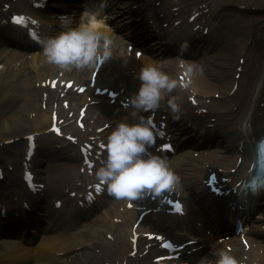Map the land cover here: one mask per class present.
I'll use <instances>...</instances> for the list:
<instances>
[{
	"label": "bare ground",
	"instance_id": "1",
	"mask_svg": "<svg viewBox=\"0 0 264 264\" xmlns=\"http://www.w3.org/2000/svg\"><path fill=\"white\" fill-rule=\"evenodd\" d=\"M255 1L264 3V0ZM11 2L12 0H6L5 4H11ZM190 2L196 3L197 0H186L185 5L191 4ZM164 5L170 6V9L178 6L175 0H164ZM221 6L225 8V4H223L219 0H201L200 2L194 4L187 12H190V14H192V12L201 13L205 9L209 8L211 15L217 20L214 27L216 29L220 26L228 27V24L235 19V15L231 12L224 15H216V12ZM5 7L6 6L3 4L0 8V44L2 43L1 38L12 44L11 39L6 38V35L12 32V30L3 22L7 13ZM109 12L113 16H115V23L120 29H132L133 34H137L140 32V29L137 27L138 25L132 24V22L130 21L133 11L132 8L126 4V2L121 0L118 5L111 4ZM241 23L246 31V34L244 35L245 40L235 41L233 49L235 50L239 47H243L242 42L244 45H246L247 41H250V44L247 45V48L249 50H242V48H240L238 52L241 53L240 57L245 58L244 64L241 65L240 62H234L232 59L233 53L232 51H229L227 47H225L220 51V53H218L219 49L221 48L220 41L223 40L225 44L229 42L227 37L224 40L222 37L218 36L217 38L208 39L212 41L213 51L210 57L204 59V66L209 77L213 79L222 78L223 80H225L224 85L222 84L223 86L221 88V90L223 89V92L224 89H228V92L230 93L233 86L238 83L239 88L236 92L238 95V99L236 103H242V105L246 104V108L250 111L253 109V106L255 104L254 114L260 115L262 114V112L264 114V109L261 108V104L264 103V48L263 51L262 48H260V51H254L251 48H258V43L263 42L264 44V29L251 30L250 25L243 22ZM237 32V30H232V36L236 35ZM16 34L19 35V33ZM128 35H130V33ZM13 46L16 49L10 51H5V49L0 48L1 145L4 146V143L7 140H16V138H18V136H21L22 134H32L38 139L50 137V132L48 131V129L52 126V118L54 116H58V118H65L66 125L64 126V128L68 132H76L78 134L79 130L77 129L73 119L69 118L68 114L70 112H73L75 117H78L79 110L84 105H88L87 112L90 113L91 109L93 111L94 108L91 107L89 100L84 96H77V98H73V101H75L73 102L72 97L75 96V94L72 93V91H69L66 94L65 98L61 100L57 91L53 92L46 88H43L42 83L46 82L48 79H54L58 77L59 82L69 78L75 79V85H78L82 82H85L86 80H90L93 68L85 69L83 71H61L54 66L47 64L44 61L42 53H32L31 56H28L24 51L18 49L17 46ZM113 55L116 57L114 60V65L111 70L105 71L104 76H108L110 79V77L114 74L116 77L120 75L118 80V86H120L122 84V81H124V79L126 78V76H124L125 71H127L130 66H136L138 63L134 60L133 57H130L128 50L126 52H124L123 50L115 51ZM161 69L170 76L169 71H166L165 67L162 66ZM172 69H174V66H172ZM236 75L241 76L239 79H237ZM109 79L106 81V83L110 82ZM192 79L193 83L190 85L189 89L179 90L178 85V87L172 93H168L167 100L172 96H175L178 98L177 103L182 106L185 104L187 96H194L205 106L219 111L217 107L213 105H207V100L204 98L205 94H207V92L205 93L204 89H213L217 86L210 85L209 83H207V79L205 77H202L197 73H193ZM137 82V75L129 77L127 87L130 92H134V90L136 91ZM60 84L61 83H59L58 85L59 89H61ZM111 84L112 83L110 82L109 85L106 84L103 87H110ZM255 84H260V87L258 89V92L253 93V87ZM39 93L42 94L41 97L37 96ZM43 93H47L48 96L44 97ZM66 100L70 101V103L66 107H64V102ZM225 100H227L228 102V96L225 97ZM44 103L46 104L45 109H43L42 107V104ZM231 109L232 107H228L224 111H229ZM186 110L187 108H181L182 112H185ZM93 112L100 114V112L97 110ZM230 115L231 114L226 115L229 116L227 120H232L230 118ZM105 117L106 115H100V121H102L101 123L108 122V120H103ZM205 117L208 118L209 121H211V119L213 118L216 119V122L220 120V115L217 114L209 113ZM92 118H94V116H92ZM170 121L172 123H175L173 115H171ZM262 122L263 120L261 119L259 128L261 127ZM256 130L258 132H261L264 130V128ZM80 133L81 135H79V140L81 143L82 141L87 140L90 136H94L96 130H85L81 131ZM25 141V139H22L23 145L25 144ZM60 142L61 143L58 144L71 146V144L68 142ZM27 146L25 145V154ZM5 149L6 148H0V157H4L1 153L5 152ZM22 153V150L19 148L15 152L13 157L6 158L9 162V165L13 166L16 169L14 171L17 172V174L20 173V170L22 172V165L25 159V154L22 157ZM215 158L216 155L214 154H212V156L210 157L206 156L203 160H201L204 165L202 168H211L212 165L215 164ZM192 163V161H187L186 165L175 164L173 166V168L176 169L178 175L181 177V180L184 181L186 185L187 180L182 178V173L184 171H189ZM7 169L9 177V167ZM54 173L57 176H55ZM70 173L71 169L67 167H61L55 172H53V169L51 167H47L45 170V176H42L40 179L47 182L48 185H54L52 193H55L56 196H63L64 191L62 192V194H60V188L65 185V181L62 179L64 176H68ZM21 178L22 174L21 177H17V175H14L8 178L6 182L0 184V186H3L4 188L8 186L6 189L14 190L12 192V199H3L0 196L2 201H4V204L14 202V195L17 191L16 188L24 186ZM138 200L139 198L134 200V202ZM121 201L122 200H120L119 202ZM126 202L132 203L133 201L126 200ZM118 203L115 205V207H113V210H111V212H113L112 214L114 216H118L117 218H120L122 220V223L125 224V227H121L123 228L121 229V231L119 229V226L113 222V215H109V222L106 219H102L100 216H95L90 220V222H88V226L92 227L91 235L88 234V231L85 232V234L84 232H81L71 235H62L61 232L58 234H51L49 236L45 235V232H43L42 240L40 241L39 245L35 247H26V245L31 243V239L20 235V240L18 243H0V264H5L7 262H10L9 264H51L53 262L54 264H134L133 260L129 257L130 248L132 245L129 241L126 242L125 236L128 235L129 237L130 235V230L132 229L131 221L134 222L136 219L134 218V220H131V218L135 217L136 213L133 210L129 211L127 208H124L119 214ZM105 205L106 203L103 204V206ZM93 210L94 209L90 210L89 212ZM56 215L57 214H52V216ZM30 218L31 216H27V220H29ZM257 220H263V222L256 223L255 225L258 226L264 224V216ZM20 221L25 220H20L18 218L17 221L9 222V226L12 227ZM161 225L162 224H159L156 221H151L149 228H145H148V231L151 232L158 231L159 234L170 236V234L166 232V229L161 230L151 228H160ZM100 227H106L107 233L113 232L115 240L113 242H108L106 240H95V237H102L103 235V231L102 229H100ZM124 229L129 231L125 233ZM259 233H264V231L254 232V234ZM77 240L82 241L77 242ZM208 241L211 242V244L215 245L214 241H211V238H209ZM144 244L147 246L150 245L151 248H155V246L153 245V241L144 240ZM51 249L54 250V256L50 255V253L48 252ZM31 252H35V255L32 256ZM248 254L250 255V259H252L251 254L248 252H242L240 254V259ZM141 264L150 263L144 260L141 262Z\"/></svg>",
	"mask_w": 264,
	"mask_h": 264
},
{
	"label": "clouds",
	"instance_id": "2",
	"mask_svg": "<svg viewBox=\"0 0 264 264\" xmlns=\"http://www.w3.org/2000/svg\"><path fill=\"white\" fill-rule=\"evenodd\" d=\"M107 7V0H101L97 12L85 10L77 27L64 25L56 35L38 40L44 61L55 68L71 72L95 67L113 57L114 41L104 32L98 31L94 22L99 12ZM183 47V46H182ZM191 73V66H184ZM140 86L127 100L124 107L133 109L132 115L153 112L161 107L164 93H172L177 87L176 79L171 78L160 67H141L136 74ZM187 88L188 84L179 85ZM177 97L167 100L173 119H179L181 105ZM156 137L150 120L143 116L137 122L121 121L107 137L106 157L95 171V177L106 186L107 193L117 200L134 201L146 193L160 196L163 192H173L179 177L169 166L168 159L150 151L155 146ZM197 264H240L228 250L211 251V258L204 256Z\"/></svg>",
	"mask_w": 264,
	"mask_h": 264
},
{
	"label": "rangeland",
	"instance_id": "3",
	"mask_svg": "<svg viewBox=\"0 0 264 264\" xmlns=\"http://www.w3.org/2000/svg\"><path fill=\"white\" fill-rule=\"evenodd\" d=\"M230 1H233V0H230ZM239 1H242V0H239ZM244 2H247V0H245ZM258 3H260V2H258ZM245 10H246L245 15L239 14L238 16H242V18L243 17H247V18H250V19H257L256 22H255V25L264 23V6H258V7L257 6H251L249 9H245ZM230 26L232 28H234V29L235 28L238 29V25L236 23L235 24L234 23H230ZM240 35L243 36V30L240 31ZM238 37L240 38V36H238ZM104 213L105 212L103 210H101L100 213H99V216H101L102 218L105 219ZM83 230H84V227L81 228L79 230V232H82Z\"/></svg>",
	"mask_w": 264,
	"mask_h": 264
},
{
	"label": "snow or ice",
	"instance_id": "4",
	"mask_svg": "<svg viewBox=\"0 0 264 264\" xmlns=\"http://www.w3.org/2000/svg\"><path fill=\"white\" fill-rule=\"evenodd\" d=\"M24 22V19L22 18V17H17V18H15V20H14V23H23ZM32 23H35V21H32ZM32 35H33V38H36V34L35 33H32ZM150 123H151V120H150ZM153 127H155V125H153ZM58 131V130H57ZM101 147H103V145H101ZM167 147V146H166ZM97 191H99L100 190V188H99V186L97 187V189H96ZM166 246H168V245H166Z\"/></svg>",
	"mask_w": 264,
	"mask_h": 264
}]
</instances>
